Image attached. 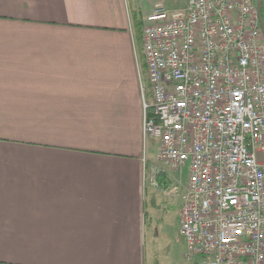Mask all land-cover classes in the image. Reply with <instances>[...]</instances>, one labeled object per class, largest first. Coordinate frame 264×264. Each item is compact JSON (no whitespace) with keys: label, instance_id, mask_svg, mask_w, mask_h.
<instances>
[{"label":"crops","instance_id":"obj_1","mask_svg":"<svg viewBox=\"0 0 264 264\" xmlns=\"http://www.w3.org/2000/svg\"><path fill=\"white\" fill-rule=\"evenodd\" d=\"M138 4L0 0V264H147L150 205L180 218L188 180L143 137Z\"/></svg>","mask_w":264,"mask_h":264},{"label":"built area","instance_id":"obj_2","mask_svg":"<svg viewBox=\"0 0 264 264\" xmlns=\"http://www.w3.org/2000/svg\"><path fill=\"white\" fill-rule=\"evenodd\" d=\"M142 39L151 89L149 102L143 88V137L158 141L157 162L189 166L180 210L188 258L264 264V32L256 0L155 4Z\"/></svg>","mask_w":264,"mask_h":264},{"label":"rangeland","instance_id":"obj_3","mask_svg":"<svg viewBox=\"0 0 264 264\" xmlns=\"http://www.w3.org/2000/svg\"><path fill=\"white\" fill-rule=\"evenodd\" d=\"M139 7L135 14V20H138V30H142L146 25L147 8L149 6L150 13L153 10L155 4L151 0H138ZM162 3L170 10L184 9L187 7L188 0H156ZM152 5V6H151ZM137 49L139 66L141 69L140 75L143 79L144 87L146 88V99L151 101V89L148 81V71L143 42L137 37ZM142 96V90H141ZM143 98V96H142ZM158 143L157 140H154ZM156 150V149H155ZM155 152V151H154ZM159 166L164 168L166 172H171V175L175 180H181L185 184L189 176V166L183 171H177L171 169L163 162H157ZM179 204L180 201L177 198L172 200L170 198H163L161 195V201L159 205L149 208V216L146 231V260L147 264H207L206 258L196 257L189 259L187 256L188 247L185 236L181 232L180 218H179Z\"/></svg>","mask_w":264,"mask_h":264},{"label":"water","instance_id":"obj_4","mask_svg":"<svg viewBox=\"0 0 264 264\" xmlns=\"http://www.w3.org/2000/svg\"><path fill=\"white\" fill-rule=\"evenodd\" d=\"M262 6H263V1L262 0H257V8H258V12H259V15H260L261 26H262V29H263V32H264V20H263V17H262Z\"/></svg>","mask_w":264,"mask_h":264},{"label":"trees","instance_id":"obj_5","mask_svg":"<svg viewBox=\"0 0 264 264\" xmlns=\"http://www.w3.org/2000/svg\"><path fill=\"white\" fill-rule=\"evenodd\" d=\"M262 17H263V20H264V6H262Z\"/></svg>","mask_w":264,"mask_h":264}]
</instances>
